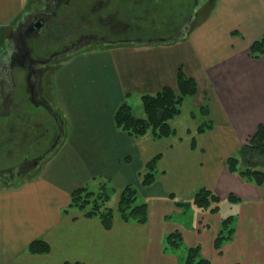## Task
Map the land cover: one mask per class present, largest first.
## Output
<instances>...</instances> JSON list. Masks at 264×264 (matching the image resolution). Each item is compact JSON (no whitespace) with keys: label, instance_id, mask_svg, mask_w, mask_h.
Segmentation results:
<instances>
[{"label":"crops","instance_id":"crops-1","mask_svg":"<svg viewBox=\"0 0 264 264\" xmlns=\"http://www.w3.org/2000/svg\"><path fill=\"white\" fill-rule=\"evenodd\" d=\"M42 1L0 0V40L6 43L4 38L22 16ZM194 2L204 0H183L180 5ZM218 2L198 28L186 36V31L170 36L175 30L161 27L163 16L144 12L139 0H124L111 11L123 12L120 20L129 31L116 36L123 41L82 49L53 74L54 110L63 128L53 133L57 145L29 176L0 183V264H185L189 248L196 247L198 259L209 264H264V184L249 183L226 165L264 125V57L250 55V45L264 36V0ZM92 8L85 12L87 19ZM108 14L102 13V18ZM148 21L156 35L149 36L143 27ZM90 23L87 31L95 29L96 23ZM1 47L6 46L0 43ZM180 67L196 80L199 90L182 106L190 103L195 110L185 114L183 108L172 125L178 131L181 118L197 121L201 115L199 119L206 120L198 111L208 103L212 130L196 135L197 144L191 143L193 135L188 133H195L198 123L185 129L190 123L180 122L188 135L163 140L120 131L114 123L119 105L127 102L143 117L142 95H153L165 86L176 90ZM95 73L99 86L92 92L81 88L84 104L70 101L73 90L67 88V80L87 82ZM96 96L99 101L90 106ZM76 107L79 111L70 115ZM5 118L0 115V130L9 124ZM157 155L161 158L156 180L143 186L141 173ZM101 182L116 205L120 191L134 187L136 202L148 206V220L124 222L115 214L107 229L98 218L70 209L73 191L82 186L95 191ZM201 188L218 197L217 211L204 212L192 203ZM230 196L237 201H230ZM229 216L233 235L218 249L221 222ZM176 231L182 245L170 249L168 235ZM34 240L45 241L49 250L31 254Z\"/></svg>","mask_w":264,"mask_h":264},{"label":"flooded vegetation","instance_id":"flooded-vegetation-1","mask_svg":"<svg viewBox=\"0 0 264 264\" xmlns=\"http://www.w3.org/2000/svg\"><path fill=\"white\" fill-rule=\"evenodd\" d=\"M139 1L140 4H148L149 0ZM182 1L170 0L172 7L165 11L172 27L175 21L185 16V11L188 16L189 5H180ZM121 4L122 0H43L22 16L14 31L4 38L6 43L0 40L6 46V49L1 47L0 50V115L7 116L9 122L4 123L0 130V183L25 178L42 162L44 156L51 153L58 139L52 135L55 132L58 134L62 122L54 110L53 90L48 75H52L55 64L66 62L82 49L94 44L123 41L111 37L113 32L115 36L124 37L129 31L123 21L116 18L123 12H111ZM90 7H93L96 16L108 10L109 14L104 18L100 15L99 21L110 25L115 23L111 26V34L93 29L75 39L70 37L63 43L46 39V31L51 28L54 18H67L76 23L83 19L85 23H90L85 15ZM145 12L148 13L147 10ZM176 28L166 29L174 31ZM27 107L30 109L27 110ZM12 118L18 119L20 125H12Z\"/></svg>","mask_w":264,"mask_h":264},{"label":"trees","instance_id":"trees-1","mask_svg":"<svg viewBox=\"0 0 264 264\" xmlns=\"http://www.w3.org/2000/svg\"><path fill=\"white\" fill-rule=\"evenodd\" d=\"M170 1V0H169ZM168 0L154 1L149 0L148 4H142L144 9L148 11V14L161 13V16H165V11H168L170 6ZM217 4L218 0H215ZM210 0H204V3H192L189 4L188 17L186 18L185 25L183 21H175L172 27V22L167 21V17L160 23L164 29H175L174 34L178 35L180 28L182 31L188 27L185 36L198 28V25L206 20L215 7V2L209 3ZM209 5V6H208ZM208 6V9L205 7ZM204 7V8H203ZM202 12H201V11ZM206 14L204 19H201L200 13ZM193 14V16H192ZM192 16V17H191ZM166 21V22H163ZM183 25V26H181ZM168 31V29H166ZM171 33V31H170ZM250 55L252 58L264 57V36L257 39L250 45ZM177 75V89L165 86V88L151 94H143L141 99V108L144 111L143 117H138L135 114L132 106L127 102H123L115 110L114 123L117 128L130 137L143 138L147 134H150L155 140L168 139L172 136H177L179 133L172 125L173 121L183 112L182 106L187 99L194 97L199 90L196 80L184 73L182 67L178 69ZM203 115L204 120L202 124L197 128L196 132L189 133L193 135L191 139L192 144L196 143V135H201L207 131L212 130V120L210 118L211 108L206 103L201 106L199 112ZM58 117H60L58 115ZM60 119V118H59ZM61 120V119H60ZM62 122V120H61ZM60 125V124H59ZM60 127V131L62 130ZM235 156H231L227 159L226 165H228L229 171L241 176L249 183H254L257 186L264 184V125L258 127L257 132L249 137L248 141L244 143L237 151ZM161 158L160 155L153 158L145 165V170L141 173L142 185H151L155 182V176L157 173V162ZM117 207L110 205L112 194L107 184H102L98 193H93L89 190L88 186L77 188L71 193L70 209L78 210L85 217L98 218L102 221L105 228L111 229L114 221L115 214H118L122 221H134L139 223H145L148 220V206L147 204L137 203V192L134 187L126 186L120 191ZM230 201H237L233 196H230ZM192 203L196 205L202 211L210 210L217 211L219 199L214 195L212 191L206 188H201L192 199ZM214 206V207H213ZM68 210L65 211V213ZM233 217L222 220L221 230L219 236L216 239L215 246L219 249L222 244L232 237L233 231ZM182 245L181 234L176 231L168 235L167 246L170 249H177ZM49 250V246L45 241L34 240L29 246V252L31 254H44ZM199 248H189L186 257L185 264H209L207 260L198 259ZM65 264H78V263H65ZM81 264V263H80Z\"/></svg>","mask_w":264,"mask_h":264},{"label":"rangeland","instance_id":"rangeland-1","mask_svg":"<svg viewBox=\"0 0 264 264\" xmlns=\"http://www.w3.org/2000/svg\"><path fill=\"white\" fill-rule=\"evenodd\" d=\"M31 1H33V0H26V2L28 3V2H31ZM124 1V0H123ZM216 4H215V7L213 8V11L211 12V13H213L217 8H218V5L219 4H217V2L216 1H214ZM119 3H121V2H119ZM209 3H211V2H209ZM146 5V4H145ZM209 6V5H208ZM208 6L207 7H205V9H208ZM203 7V8H204ZM88 11H91L90 9L88 10ZM108 11V10H107ZM107 11L106 12H104L103 13V15H105V14H107ZM140 11H142L141 9H140ZM201 11V10H200ZM145 12V11H144ZM186 12V11H185ZM202 12V11H201ZM201 12H199L200 13V18L201 19H204L205 17H206V14H204V13H201ZM210 13V14H211ZM154 14L155 15H161V13H159V14H156V12H154ZM101 15V14H100ZM99 15V16H100ZM88 16V15H87ZM87 16H86V18H87ZM90 16V18H88V20L89 21H92V20H94V22L96 23H94L95 25H94V28L96 29V30H100V31H106V32H108V33H112L113 31L111 30V26L110 25H108V24H103V23H101L100 21H99V16H96L95 14H93V15H89ZM192 16H193V14H192ZM191 16V17H192ZM101 17H102V15H101ZM161 17V16H160ZM159 17V18H160ZM184 17V16H183ZM116 18L118 19V20H120V18L121 19H123L122 17H121V15L118 17V16H116ZM164 18H166V17H164ZM209 18V17H208ZM207 18V19H208ZM54 21L52 22V26H51V28L48 30V31H46V39H49V40H51V41H54V42H60V43H63L64 42V40H66V39H69L70 37H73V39H75V38H77V37H79L83 32H87V30H88V28H86L85 27V25H87V23H85L84 22V20L83 19H81L78 23H76V22H74V21H72V20H70V19H67V18H59V17H57V18H54L53 19ZM164 20V19H163ZM161 22V21H160ZM163 22H166V21H163ZM150 23V21H148L147 22V24H145V26H143L144 28H146L147 29V31H149V33H148V35L149 36H151V35H156V34H153L152 33V31L150 32V27H151V24H149ZM162 23V22H161ZM156 27V26H155ZM156 28H159V29H162V28H160V26L159 27H156ZM188 29V27H186V28H184V30L183 31H186ZM183 31H180L179 32V34H181ZM178 34V35H179ZM111 37H114L113 38V40H116L117 39V37L114 35V32L112 33V35H111ZM161 37H155V38H153V39H155L156 41H158V40H162V39H160ZM174 38V37H173ZM173 38H171V39H173ZM145 42H147V41H145ZM119 43V42H118ZM102 44V43H101ZM95 45V44H94ZM93 45V47H90V48H88L89 50H92L93 48H96V47H105V46H108L107 44H102V45H95L94 46ZM86 47H88V46H86ZM6 49V48H5ZM9 49H11V48H9ZM95 50V49H94ZM69 59H71V58H69ZM69 59H67V61L66 62H68V60ZM65 62H63V61H61V62H59L58 64H55L56 66V68H54V70H53V73H52V75L51 76H49L48 75V81H50V87L53 89L54 88V86H53V84H51V82H53V74L57 71V69H59V67L62 65V64H64ZM96 75H97V73H95L94 75H92L91 76V78L87 81V82H83V80L82 81H80L79 79H77V77L76 78H73V79H68L67 80V82H66V85H67V88L69 87V88H71L72 90H73V92L68 96V98L70 99V101H72V102H75V103H78V104H84V102H85V98L84 97H82L81 96V91H82V89L81 88H86V89H89L91 92H92V87H94V89H96V87H98L99 86V78H97L96 77ZM96 79V80H95ZM93 80H95V82L93 83ZM86 83L87 85V87L85 86V84H84V86L82 87V86H80V85H78L79 83ZM80 92L79 93V95L78 94H75V92ZM78 95V96H77ZM90 97H91V95H90ZM98 99V96H96V99H92V101L90 100V98L88 99V101H91L89 104H90V106H92L93 104H95V103H97L99 100H97ZM190 102V101H189ZM186 103V102H185ZM89 104L87 103L86 105H84V107L83 108H85L86 106L88 107L89 106ZM190 103H187V104H185V106L183 107L184 108V112H185V114H187L188 113V110H190L191 108H189V105ZM29 106V105H28ZM30 107V106H29ZM29 107H27L26 109L28 110V109H30ZM33 108V107H32ZM41 108V107H40ZM77 109H79V107H76V110H73V111H69L68 113H70V115H73V113L74 112H78L79 110H77ZM192 111H194L195 109H191ZM190 112V111H189ZM198 112H200V111H198ZM135 114L137 115V116H139V111L138 110H135ZM199 118H201V115H199L198 117H197V121H200V122H197L195 119H193V118H191L192 119V121H191V119L190 120H188V119H184V118H181L180 119V121H179V124H180V122L182 123V125H184V123L185 124H187V123H190V125L188 126V127H186L185 129H187V128H191L192 127V129H193V127H194V125L196 124V123H198V125L200 126L201 124H202V119H199ZM6 119V118H5ZM178 124V126H177V128H178V133H179V135H182V136H187L188 134L185 132V131H181L182 130V127H181V125H179ZM12 125H17V126H19L20 125V121L18 120V119H14V118H12ZM198 126V127H199ZM197 127V126H196ZM197 127V128H198ZM197 130V129H196ZM195 130V131H196ZM31 174V172H29V174L27 175V176H29ZM98 181V180H97ZM102 184H104L103 182H101V184H100V186L98 187V189H96L95 191H93V193H98L99 191H100V187H101V185ZM82 187H84V186H82ZM90 190V189H89ZM118 199H119V197H118ZM111 205L113 206L114 205V208H116L117 207V205L114 203V199L112 198V202H111Z\"/></svg>","mask_w":264,"mask_h":264},{"label":"water","instance_id":"water-1","mask_svg":"<svg viewBox=\"0 0 264 264\" xmlns=\"http://www.w3.org/2000/svg\"><path fill=\"white\" fill-rule=\"evenodd\" d=\"M215 0H210V2H213L214 3ZM165 40V39H164Z\"/></svg>","mask_w":264,"mask_h":264}]
</instances>
